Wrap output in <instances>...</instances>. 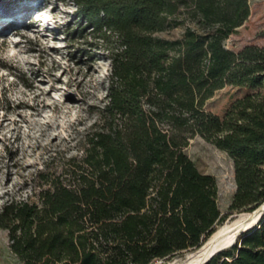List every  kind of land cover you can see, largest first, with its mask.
Masks as SVG:
<instances>
[{
  "label": "trees",
  "instance_id": "trees-1",
  "mask_svg": "<svg viewBox=\"0 0 264 264\" xmlns=\"http://www.w3.org/2000/svg\"><path fill=\"white\" fill-rule=\"evenodd\" d=\"M77 16L112 43L109 102L83 155L40 169L36 201L8 200L0 230L22 264H148L199 249L232 213L264 203V95L206 110L227 85L264 80V46L226 40L249 0H76ZM185 26L181 37L158 35ZM200 136L232 159L236 191L222 213L218 185L186 154ZM264 216V215H263ZM206 264H264V220Z\"/></svg>",
  "mask_w": 264,
  "mask_h": 264
},
{
  "label": "rangeland",
  "instance_id": "rangeland-1",
  "mask_svg": "<svg viewBox=\"0 0 264 264\" xmlns=\"http://www.w3.org/2000/svg\"><path fill=\"white\" fill-rule=\"evenodd\" d=\"M249 3V17L226 40L235 51L264 46V0ZM77 9L76 0H0V208L11 199L36 201L37 172L48 166L58 171L69 159L80 158L86 133L100 121L98 109L109 102V48L117 44L116 36L112 43L100 38L79 20ZM184 30L178 26L158 35L177 39ZM256 92L264 95V80L227 85L207 100L205 108L223 116L235 100ZM185 152L201 172L215 177L219 207L229 212L236 191L232 159L200 136L190 140ZM238 215L225 217L216 230ZM194 251L158 264H170ZM0 264H22L3 229Z\"/></svg>",
  "mask_w": 264,
  "mask_h": 264
},
{
  "label": "bare ground",
  "instance_id": "bare-ground-1",
  "mask_svg": "<svg viewBox=\"0 0 264 264\" xmlns=\"http://www.w3.org/2000/svg\"><path fill=\"white\" fill-rule=\"evenodd\" d=\"M63 104L66 105V102ZM263 212L264 204L253 212L239 214L234 220H229L221 225L199 249L188 253L181 260L172 261L170 264H200L212 251L234 240L240 231L259 223Z\"/></svg>",
  "mask_w": 264,
  "mask_h": 264
},
{
  "label": "water",
  "instance_id": "water-1",
  "mask_svg": "<svg viewBox=\"0 0 264 264\" xmlns=\"http://www.w3.org/2000/svg\"><path fill=\"white\" fill-rule=\"evenodd\" d=\"M264 204V203H263ZM262 204V205H263ZM261 205V206H262ZM238 214H240V213H238ZM237 215V214H236ZM236 215H234V216H236ZM233 216V217H234ZM264 217V216H263ZM263 217L260 219V220H264L263 219ZM259 220V221H260ZM258 224V223H257ZM255 226V225H254ZM253 226H251V227H249V228H246V229H244V230H242V231H240L239 232V234H238V236H236L235 238H234V240H232V241H230L229 243H227V244H224V245H222V246H220V247H218L217 249H215L214 251H212L200 264H206L210 259H212L214 256H216L217 254H220V253H222V252H224L225 250H227V249H229V248H232L237 242H238V237L241 235V234H243L244 232H246L247 230H249L250 228H252Z\"/></svg>",
  "mask_w": 264,
  "mask_h": 264
},
{
  "label": "built area",
  "instance_id": "built-area-1",
  "mask_svg": "<svg viewBox=\"0 0 264 264\" xmlns=\"http://www.w3.org/2000/svg\"><path fill=\"white\" fill-rule=\"evenodd\" d=\"M163 259H153L152 261H150L148 264H158L162 261Z\"/></svg>",
  "mask_w": 264,
  "mask_h": 264
}]
</instances>
